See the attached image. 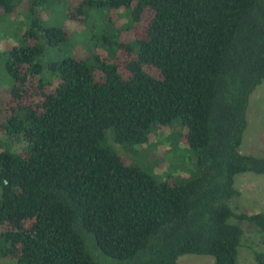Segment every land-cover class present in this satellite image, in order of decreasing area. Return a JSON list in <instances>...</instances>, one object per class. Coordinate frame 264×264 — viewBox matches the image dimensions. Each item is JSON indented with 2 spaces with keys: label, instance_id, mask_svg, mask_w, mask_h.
I'll use <instances>...</instances> for the list:
<instances>
[{
  "label": "trees",
  "instance_id": "obj_1",
  "mask_svg": "<svg viewBox=\"0 0 264 264\" xmlns=\"http://www.w3.org/2000/svg\"><path fill=\"white\" fill-rule=\"evenodd\" d=\"M47 1L0 0V16L22 7L31 18ZM88 1L128 9L131 38L94 22L99 41L96 33L87 40L105 54L44 63L46 49L68 34L35 19L7 51L0 257L177 264L195 254L237 264L238 248L252 245L241 222L264 238V212L231 208L236 177L264 174L263 155L239 150L249 97L264 80V0ZM110 25L106 18L102 26ZM161 129L185 151L188 177L158 176L119 151ZM250 248L264 264V250Z\"/></svg>",
  "mask_w": 264,
  "mask_h": 264
},
{
  "label": "rangeland",
  "instance_id": "obj_2",
  "mask_svg": "<svg viewBox=\"0 0 264 264\" xmlns=\"http://www.w3.org/2000/svg\"><path fill=\"white\" fill-rule=\"evenodd\" d=\"M85 13H88V17L82 21L81 18H85ZM129 15V10L124 7L113 10L96 6L88 0H48L40 6L37 15L33 14L31 18L27 16L22 7L1 15L0 101L3 102L8 98L10 85L3 67L7 51L11 45H17L20 42L26 26H29L32 21L36 19L42 24V29L60 27L68 34L66 40L46 49L42 60L44 63H49L63 57L83 58L94 50L102 56L106 50L101 46V43L93 50L92 44L87 38L96 33L97 38L92 41L93 43L99 41L101 30L120 40L131 38V33L128 34L130 30L128 27ZM106 18L112 24L110 28L102 26L106 23ZM94 22L100 32L95 27L92 31L90 30L91 26H95ZM47 72L45 74L49 76L50 72ZM246 117L248 124L239 150L242 153L264 156V80L249 97ZM171 132L172 130L169 129L155 131L147 144L134 145L130 148L131 151L124 152L121 148L119 151L127 161L133 160L134 163L139 161L140 165L147 163L148 167L158 176L167 177L169 174H173L178 178L188 177L185 174L189 172L190 163L184 159L185 151L171 141ZM110 146L116 150L115 146ZM235 185L239 190V196L231 205L234 211L247 214L264 212V174L242 173L236 177ZM241 226L244 230L242 238L250 239L251 246L264 250V238L255 230V227L248 222H241ZM251 246L247 244L238 248L237 264H257ZM212 261L213 259L209 255L185 254L178 258L177 264H212ZM0 264H14V261L0 257Z\"/></svg>",
  "mask_w": 264,
  "mask_h": 264
}]
</instances>
